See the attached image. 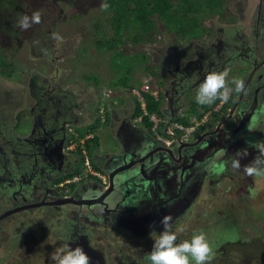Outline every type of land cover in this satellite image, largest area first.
<instances>
[{
    "label": "flooded vegetation",
    "instance_id": "af4514ba",
    "mask_svg": "<svg viewBox=\"0 0 264 264\" xmlns=\"http://www.w3.org/2000/svg\"><path fill=\"white\" fill-rule=\"evenodd\" d=\"M104 2L0 0V54L7 63L6 67L0 65V81L20 72L18 60H8V45L20 47L17 52L29 48L34 55L39 53L46 59L39 60L47 65L52 64L49 61H56L49 73H39L33 67L19 73L23 81H28L26 94L16 96L12 91L0 89L1 264H16V261L33 264L39 260L41 264H55L51 254L63 243H69L73 249L82 246L90 256V264H148L147 256L154 243L150 235L155 230L154 224L140 230L132 223L127 225L119 220L115 213L117 204L110 207L104 204L107 200L103 198L84 199L91 191L108 189L110 173L104 169L108 155L105 151L84 154L75 150L77 143L87 138L81 130L99 126L102 120V82L94 81L95 72H79L78 69L84 63L81 52L92 45L97 36L94 20L83 22L86 14L82 11L93 13L96 9V14H104L109 32L110 14L102 9ZM227 4L232 7L230 18L214 12L201 15L203 35L199 39L186 36L178 47L167 41V33L162 34L161 39L159 36L155 43L149 36L141 43H134L125 35V42L130 40L128 48L133 55L125 49L127 43L122 49L129 55L130 64L135 56H150L151 64H156L162 78L174 82L173 97H190L207 73L227 71L226 79L233 92L228 102L221 101L212 112L217 124L214 120L211 131H216L218 136L223 132L229 137L232 131L251 133L264 139V0H227ZM39 6L47 9L43 11ZM55 6L58 7L53 8ZM70 8L75 11L72 22L86 25L81 41H76L72 48L62 29L69 22L66 11ZM36 11L41 13L39 23L26 30L18 26L20 16H31ZM50 14L54 17L49 19ZM100 22L98 19L97 24ZM162 28L165 29L163 25ZM208 30L210 32L206 33ZM53 33H59L63 39H54ZM182 51L187 52L189 58H181L178 54ZM76 60L79 68L70 65ZM233 78L245 81L246 93L234 91ZM119 95L124 107V97ZM251 112L258 118L255 125L248 128ZM11 119L15 122H9ZM194 144L188 143L179 156L194 154ZM217 158L219 153L215 160ZM100 165L98 171L96 167ZM201 187L196 185L179 209L185 211L188 203L194 201L192 208L195 209L188 218L179 220L182 212L176 216L174 224L182 228L177 231L178 242L190 238L193 231L203 230L211 244L212 239L216 243V232L220 235L228 225L242 224L234 220L232 213L236 196L242 202L250 201L248 196L264 189V178L257 177L249 185L241 171L224 167L219 173L208 175ZM217 191L230 193L234 199L214 201L218 199ZM143 198L144 204L151 206H161L165 201L161 193H143ZM92 205L95 208L89 215ZM218 244L213 246L215 258L211 264H225L227 260V250L222 248L224 240Z\"/></svg>",
    "mask_w": 264,
    "mask_h": 264
},
{
    "label": "water",
    "instance_id": "95a60500",
    "mask_svg": "<svg viewBox=\"0 0 264 264\" xmlns=\"http://www.w3.org/2000/svg\"><path fill=\"white\" fill-rule=\"evenodd\" d=\"M168 35L170 37V34ZM164 96L167 98V108L164 109V114L168 119L165 134L172 137L173 132L170 126L176 115L172 104L174 97L171 90H166ZM253 116L254 113L251 112L248 128L256 123L258 117ZM123 119V122L117 125L120 144H124V139H126L121 135L122 133L128 131V139L133 137L134 131L132 118L125 116ZM139 137V141L134 146L115 151L108 156L104 166V169L110 173L108 189L104 192L91 191L84 199L91 196L106 199L104 204L110 207L117 204L115 213L119 220L127 225L132 223L143 231L147 230L151 224H154L155 230L162 231L161 220L164 216L174 215L171 222L174 226H178L179 224L174 223L178 219L176 217L178 213L182 212L179 209L188 200L189 195L195 191L196 185L203 186L210 173H219L220 171L215 170L218 168H228L226 161L238 151L247 149L248 155L240 158V171L243 173V166L255 159L259 154L261 143L264 142L261 136L251 133L238 134L237 131H232L229 137L223 132L218 136L216 131H209L200 136L195 144L194 154L185 155L183 158L179 156V152L187 144H181L174 149H165L157 146L153 138L144 132H140ZM63 146L64 144L59 147L61 154ZM217 153H219V158L215 160ZM243 175L249 181L248 184L252 185L255 176H248L245 173ZM142 192L149 195L161 193L165 198L164 204L161 206L144 204ZM94 208V205L89 206V215H92ZM191 209L186 210L185 213L188 215ZM179 220H185V218Z\"/></svg>",
    "mask_w": 264,
    "mask_h": 264
},
{
    "label": "clouds",
    "instance_id": "9594fccd",
    "mask_svg": "<svg viewBox=\"0 0 264 264\" xmlns=\"http://www.w3.org/2000/svg\"><path fill=\"white\" fill-rule=\"evenodd\" d=\"M101 7L103 10L107 11L108 8L110 7V4L107 2V0H105V2L101 5ZM40 20H41V13L39 11H36L31 16L27 14H23L22 16H20L17 23L19 27L26 30L30 28L32 24L39 23ZM53 38L57 40L63 39V37H61L59 33H53ZM115 66L118 67L117 65ZM227 76H228L227 71H220V72L212 71V72L207 73L203 81L199 84L198 90H196L197 92L195 91L196 92L195 102L197 105H199L200 114H194V115L189 114L191 110L190 104L193 102H191L190 104H186L184 102V99L189 98L188 95L179 96V97H177L176 95L174 97V101L172 104H173V109L176 112V115L171 121V126H170L171 131L173 132L172 137L165 134L166 125L168 123V119L166 118L165 114L164 116L166 120L164 122L162 118L159 116V114L151 113L148 110L147 103H146V109L149 115L144 118V121L142 123L137 122V119L141 115H143L144 109L142 108V104L131 95V91L134 88H136V85L131 90L128 89L124 91L122 89H119L120 92H117V91L114 92L116 96H112L111 91L104 90L103 91V102L101 106V114H102L101 119L102 120H101V125L97 126L98 135L102 136L101 131L105 129V127L108 125L107 120L109 121L110 118H112V121L117 119L119 123H121L123 122L124 120L123 118L125 116H129L132 118V123L134 125V127H132L134 128L133 137L124 139L125 141L124 144H120L119 142L120 137L117 134L116 140L118 141V144H119L117 146L120 148L118 150H114L113 147H109L108 148L109 151L107 152V155L110 156L115 151H121L122 149H125L127 147L134 146L140 139L139 137L140 132H144L145 134L153 138V140L155 141L154 132L152 130L153 127L155 126V122L151 120V116L153 115L160 119L158 131L160 135L164 133L166 137L164 135L162 136H164L165 138H173V137L179 138L180 137L181 133L178 131L174 132L173 127H174V124L176 123V120L183 116L187 118L190 117L191 121L194 118H196V119H200V121L206 119L205 122H207L208 117L212 115V112L214 111L215 107L218 106L221 103V101L226 103L230 99V94L233 92V88L228 85V82L226 79ZM94 81L102 82V87L105 89L106 84L104 83V78L102 74L95 72ZM145 82L150 84L148 81H145ZM145 82H143V84ZM173 83L174 82L171 81L170 85L166 87L165 92L166 90H171ZM232 84L235 85L234 91L236 93H246L247 91L246 84L243 79L233 78ZM151 87H152L153 92L155 93L156 91L158 95V97H155V96L154 97L156 98V100H159L160 90L159 89L155 90L152 85ZM119 94H122L125 100V106L122 108V110L117 109V106L119 105V102L121 100L118 98L119 101H114L115 98L120 97ZM149 95H152V94H147V96ZM105 96L107 97L106 99H104ZM163 97H164V103H163L162 111L164 113V109L167 108V98H165L164 95ZM181 97H184L183 100H181L182 99ZM136 101H138L141 104L140 108L142 110V114L137 117L134 116V105ZM147 102H148V99H147ZM204 105L206 106L210 105L211 108L209 106L203 107ZM184 110H187L186 115L179 116V114L183 112ZM106 111L108 113V116H110V118L106 115ZM146 118H149V121L152 124L151 127L145 124ZM211 130L212 129H207L203 131L201 134L205 132H209ZM176 132H178L179 135H177ZM121 135L127 137L128 131L122 133ZM85 136L87 138H85L84 142L77 143L75 150L81 151L84 154H87L88 152H91L92 149L90 150V148H88L86 144L87 142L91 141V139H93L95 135L90 132V133H86ZM190 142H191L190 140L188 142H182L181 140L178 139L174 142L171 148H167L165 146H160V147H163L165 149H174V148L179 147L181 144L188 145V143ZM247 155H248L247 149L238 151L234 156L230 157L226 161V163L230 168L240 171L241 170V159L240 158L243 156H247ZM100 167L102 166L101 165L97 166L96 169L99 171ZM222 169L223 168H218L215 170L221 171ZM242 170H243V173L247 174L248 176H255L254 180L257 177L264 178V143H261L259 154L255 157V159L248 165L243 166ZM90 175H93L96 177L99 176L96 174H90ZM209 175H211V173ZM103 179L105 180V177H103ZM248 182L249 181L247 180V183ZM193 203L194 201H191L190 205L189 206L187 205L186 210L191 209ZM194 209L195 207H193L190 210L188 215L185 213L186 210L182 211L183 216H181V218L187 219L190 213ZM161 224L163 225L162 231L157 230V231H160V232H157L154 230L150 233L154 243L152 246V250L150 251V253H148V256H147L148 264H211V261L215 258V250L211 242L208 240L207 234L203 230L193 231L190 238L179 240L178 242L177 231H182V228H180L179 226H174L173 223L171 222L170 216H164L161 220ZM51 260L54 261L55 264H90V256L85 252L83 247L77 246L73 249L69 243L61 244L51 254Z\"/></svg>",
    "mask_w": 264,
    "mask_h": 264
},
{
    "label": "rangeland",
    "instance_id": "374dc122",
    "mask_svg": "<svg viewBox=\"0 0 264 264\" xmlns=\"http://www.w3.org/2000/svg\"><path fill=\"white\" fill-rule=\"evenodd\" d=\"M27 4L28 2L26 3L25 1L26 6ZM222 4H223V8L218 13H220L222 16L228 15L231 12L232 7L227 4V0H224ZM59 6H61V4ZM79 6L81 5L79 4ZM49 7H52V6H49ZM57 7L58 6H55L53 8H57ZM39 8L43 10L42 6H39ZM93 11H94L93 13H91L90 10L88 11V13L85 10L82 11V13L86 14V16L83 18V22L92 23V21L94 20L96 24L97 20L100 19L101 21L100 23L106 26L107 23L105 22L104 14H101V13L96 14L98 11L96 9H93ZM66 12H68L69 22L67 24H64L62 26V29H64L63 30L64 34L69 37L68 39L69 48H72L75 45L76 41L77 42L81 41L83 34L86 31V27H85L86 25H81L80 23L77 24L75 22H72V18L75 15V11L72 8L68 9ZM53 17H54L53 14L49 15V19ZM226 17L230 18V15ZM158 25H159V28L157 29L156 32L158 31L159 32L157 34L156 41L159 36L161 39V35L162 34L165 35L167 33V34H170V37L172 39L171 40L168 35L167 41L172 42V45H175V46L177 45L179 47L182 44L181 42L184 41L185 39L184 35L183 36L178 35L176 32H173V30H169L168 28L163 29L162 28L163 24L160 22ZM163 26L165 27V25ZM209 32L210 30L206 31V33H209ZM101 34L103 35V32H101ZM191 34H194V32H192ZM127 37H130V36L127 35ZM21 38H24V36H21ZM125 43H127L125 46V49L128 51V54L133 55L132 52L130 51L131 48L130 49L128 48V46H130L131 44L130 40L126 39ZM7 48H8L7 53L9 54L8 60L16 62V59H17L19 62L18 66L20 68V72L26 71L28 67H33V69H35L39 73L42 71L49 73L54 68L53 62H56V61H49L52 64L47 65L46 62L39 60V59H45V58L41 57L39 53L37 55H34L33 51L31 53L29 48H24L20 52H17L19 51L20 47L13 48L11 45H8ZM141 52H144V51L142 50ZM128 54L126 55L127 57L129 56ZM178 55L181 58H189V54L185 51H182ZM178 55H175V58H178ZM80 56L84 58V63L82 64L80 68H79L78 60L72 62L70 65L74 66L75 68H79L78 69L79 72L80 71L81 72H97L99 74H102L104 78V83L106 84L104 90L111 91L112 96H116L114 92L116 91L120 92V90L111 89L112 88L111 82L118 81V79L120 78V74L122 75L124 71L116 67L115 64L111 62L110 52L97 51L95 50L93 45H88L86 49L81 52ZM150 61H151V57L147 55L135 56V58L131 60V64L135 69V71L132 73V79H131V83L134 86L136 85V87H140L145 81H148L151 85V81H152L151 78L153 77L150 74L158 72V67L154 63L151 64ZM70 62L71 61H69V63ZM142 68H146V69L148 68V69L146 72H144ZM8 72H10V70ZM19 73L11 74L10 78H3V81H0V89L4 88L7 91H12L16 96L22 95V93L26 94V90L28 88V81L27 80L23 81V78L22 76H19ZM28 77L31 78V74H29ZM162 82H163V85H161L162 86L161 91L164 95L166 87L169 86L171 82L169 81V79L162 78V76L160 75V83ZM232 85L233 87H235L234 84ZM28 91L30 90L28 89ZM196 92L193 95H191L188 99H184V102L186 104L195 102ZM154 94H157V92L155 91ZM106 98L107 97L105 96L104 99ZM118 98L121 101L119 102L117 109L122 110L123 99L121 97H117L114 99V101H119ZM207 106L211 108L210 105H207ZM224 111L225 110H223V112ZM186 113H187V110H184L183 112L179 114V116L186 115ZM106 115L108 116L107 111H106ZM220 115L221 113L217 114V117H219ZM108 117L110 118V116ZM188 119L190 120V117H188ZM214 120H215V123L217 124V120L212 115L208 117V120L205 123H201L200 119H197L200 126H197L194 121L192 124L196 126L197 132L191 136L190 141L195 142V143L198 142L200 136H202L201 133L203 131L213 128ZM9 122L14 123L15 120L11 119L9 120ZM111 122H112V118L109 119L108 123H111ZM21 123H23V117H21ZM20 131L21 129H18V132ZM81 132L87 133L88 131L84 129V130H81ZM116 144L118 143L116 142V140L110 133H103L101 136V140H100V148L96 150H92L91 153L103 152V151L107 153L109 151L108 148L111 146H113V148L116 150L117 149ZM215 194L218 196V199L214 201H219L223 199H234V196L231 197L230 193H226L224 191H217ZM250 196H248V199L250 201H247V202H242V200H239L238 196H236L237 202L235 203L233 207H231L232 210L234 208V211H232V213L235 215L234 220L238 221L239 223H245V225L244 226L243 224L228 225L227 230L223 229V231L220 232V235H218V232H216V238H215L216 243L218 244L219 241L221 240H224L225 242V244L222 245V248H225L227 250L226 251L227 260L225 264H264V243L260 245H255L254 247L250 246V242H254L255 239H259L261 241L262 237H264L262 231L260 230V228L264 230V189L260 193H257V195H252L251 197ZM216 243L212 239V244L214 247H216ZM15 263L20 264V262L18 261H16ZM0 264H1V259H0ZM33 264H41V261L40 260L36 261Z\"/></svg>",
    "mask_w": 264,
    "mask_h": 264
},
{
    "label": "trees",
    "instance_id": "16d2710c",
    "mask_svg": "<svg viewBox=\"0 0 264 264\" xmlns=\"http://www.w3.org/2000/svg\"><path fill=\"white\" fill-rule=\"evenodd\" d=\"M3 2H9L10 0H2ZM110 4L108 13L110 17L108 20L109 32H107V25L104 26L101 23L95 24L97 36L94 39L93 47L97 51H108L111 55V62L122 69L124 73L121 75L118 81L111 82L112 89L124 91L131 90L134 85L131 83L132 73L135 71L132 64L128 63L126 52L122 49L125 44V35L132 38L134 43H141L149 36L152 43H155L159 28V22L165 25V28L173 30L178 35L187 36L190 39H199L203 35V28L200 24V17L204 13L215 14L220 12L223 8L224 0H107ZM103 32V35L101 34ZM194 32V34H191ZM62 47L60 46L59 49ZM0 65L6 67L7 63L0 54ZM144 72L146 68H142ZM153 78L151 85L154 89L160 90L159 100L152 95L147 96V107L151 113H157L165 122L163 103L164 97L161 92L160 74L155 72L150 74ZM156 86V87H155ZM141 104L136 101L134 105V116L137 117L142 114ZM189 114H200L199 105L196 102L190 104ZM203 107H207L204 105ZM176 123H184L188 125L191 123L187 117L183 116L176 120ZM108 124V120H107ZM145 124L152 126L149 118H146ZM93 133L95 136L91 141L87 142V147L90 150L100 148L101 136L98 135V127L92 126L88 129L87 133ZM179 135L178 132H176ZM166 137V135L163 133ZM83 136L82 138H84ZM114 149V148H113ZM118 146L117 149L118 150ZM115 150V149H114ZM243 226L245 223H242ZM264 235V230H262ZM10 235V234H9ZM250 235V234H248ZM262 240L255 239L254 242H250V246L263 244Z\"/></svg>",
    "mask_w": 264,
    "mask_h": 264
},
{
    "label": "built area",
    "instance_id": "2783aa9c",
    "mask_svg": "<svg viewBox=\"0 0 264 264\" xmlns=\"http://www.w3.org/2000/svg\"><path fill=\"white\" fill-rule=\"evenodd\" d=\"M147 94H152L155 97H158L157 94H154L152 87L150 84L145 82L142 84L140 87H136L131 91V95L137 99L141 104L142 108L144 109L143 115H141L138 119L137 122L142 123L144 121V118L149 115L147 109H146V103H147ZM151 120L155 122V126L153 127V132L155 136V142L158 146H165L167 148H171L172 145L176 140H181L182 142H188L191 140V136L196 133L197 128L194 126L192 123L195 121L197 126H200L197 119L194 118L191 121L190 125H185L182 123H175L173 127V131H178L181 133L180 137H173V138H165L164 136L160 135L158 128H159V123L160 119L156 116H151ZM206 120V119H205ZM205 120H202L201 123H204Z\"/></svg>",
    "mask_w": 264,
    "mask_h": 264
},
{
    "label": "crops",
    "instance_id": "0c3cea01",
    "mask_svg": "<svg viewBox=\"0 0 264 264\" xmlns=\"http://www.w3.org/2000/svg\"><path fill=\"white\" fill-rule=\"evenodd\" d=\"M119 124V121L117 119L113 120L111 123H108V125L105 127V129H103L101 131V133H110L114 139L116 140L117 138V125ZM127 139V137H126ZM116 142L118 143V141L116 140ZM119 144H116V146ZM113 147V146H111Z\"/></svg>",
    "mask_w": 264,
    "mask_h": 264
}]
</instances>
